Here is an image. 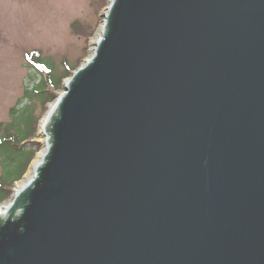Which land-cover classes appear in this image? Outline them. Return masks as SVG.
Returning a JSON list of instances; mask_svg holds the SVG:
<instances>
[{
  "label": "water",
  "instance_id": "water-1",
  "mask_svg": "<svg viewBox=\"0 0 264 264\" xmlns=\"http://www.w3.org/2000/svg\"><path fill=\"white\" fill-rule=\"evenodd\" d=\"M104 19L1 207L0 264H264V0Z\"/></svg>",
  "mask_w": 264,
  "mask_h": 264
},
{
  "label": "rangeland",
  "instance_id": "rangeland-1",
  "mask_svg": "<svg viewBox=\"0 0 264 264\" xmlns=\"http://www.w3.org/2000/svg\"><path fill=\"white\" fill-rule=\"evenodd\" d=\"M113 0H0V138L12 134L14 118L25 108L35 115L36 134L24 144L37 150L33 162L46 152L42 122L59 96L64 93L67 77L53 92L49 104L27 97L40 82L41 76L30 63V55L39 53L51 65L57 78L74 69L72 74L94 55L95 44L102 37L104 16ZM65 63V66H64ZM2 171L0 169V176ZM13 198V196H12ZM12 202L8 200L0 207Z\"/></svg>",
  "mask_w": 264,
  "mask_h": 264
},
{
  "label": "trees",
  "instance_id": "trees-1",
  "mask_svg": "<svg viewBox=\"0 0 264 264\" xmlns=\"http://www.w3.org/2000/svg\"><path fill=\"white\" fill-rule=\"evenodd\" d=\"M30 63L37 73L41 76L39 84L29 93L27 97L35 99L42 104H49L53 101V92L59 89L62 80L72 75L74 69L66 67L67 71L60 78L56 77L54 68L41 59L39 53L30 55ZM65 66V63H64ZM19 114L18 118H14L12 134H8L0 138V206L12 199L15 183L22 180L28 166L37 153L33 147L24 144L31 137H34L36 130L35 115L32 110L25 108Z\"/></svg>",
  "mask_w": 264,
  "mask_h": 264
},
{
  "label": "bare ground",
  "instance_id": "bare-ground-1",
  "mask_svg": "<svg viewBox=\"0 0 264 264\" xmlns=\"http://www.w3.org/2000/svg\"><path fill=\"white\" fill-rule=\"evenodd\" d=\"M54 105H55V103H54L53 105L50 106V112H49L48 115H50L51 111L54 109ZM47 123H48V118L45 117V119H44L43 122H42V130H43L44 128L47 127ZM45 141L48 143L49 139H46ZM44 155H45V153H42V154H41L40 156H38L37 159L33 162V164H32V168H31V170H30V171H32V172H27V174H26V176H25L26 181H25L24 183L18 184L17 189H16V192H19L20 190H22L23 188H25L26 185H27V183L30 182V181L33 179V177H34V175H35V173H36V169H37V168L41 165V163H42V160H43ZM2 213H3V210H2L1 207H0V214H2ZM0 217H1V216H0Z\"/></svg>",
  "mask_w": 264,
  "mask_h": 264
}]
</instances>
